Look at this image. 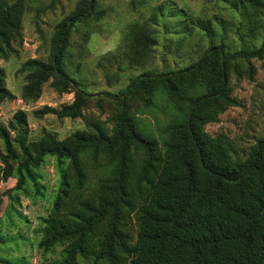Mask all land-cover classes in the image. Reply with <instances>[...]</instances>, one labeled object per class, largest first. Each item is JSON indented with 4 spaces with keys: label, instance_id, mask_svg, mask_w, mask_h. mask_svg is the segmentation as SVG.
<instances>
[{
    "label": "trees",
    "instance_id": "trees-1",
    "mask_svg": "<svg viewBox=\"0 0 264 264\" xmlns=\"http://www.w3.org/2000/svg\"><path fill=\"white\" fill-rule=\"evenodd\" d=\"M216 1L240 10L255 36L264 0ZM139 2L131 5L136 9ZM24 9L25 0H0V58L8 59L13 43L21 41ZM105 15L98 0H79L56 27L50 59L30 58L20 69L26 72L21 89L26 102L37 101L48 81L59 94L74 92L72 102L58 108L44 105L34 116L82 117L87 128L63 139L47 132L31 140L24 109L15 111L8 126H0V177L16 179L13 191L32 202L43 199L39 170L47 157L55 158L61 176L51 213L40 218V247L62 246L57 264H79L80 259L90 264H264V138L241 158L222 135L206 130L238 104L229 86L231 61L264 58V34L257 46L230 50L224 37L216 41L211 19L192 18L213 43L187 66L145 71L119 93H107L119 100L108 128L105 121L84 114L96 94L69 73L65 62L76 25ZM154 24L152 16L124 32L122 54L130 65L151 60L158 43ZM247 72L252 77L253 66ZM5 78L0 66V105L16 97ZM158 91L177 110L161 141L140 125L131 107L133 99L146 108L154 106ZM92 169L99 179L87 191ZM132 216L138 224L135 241L129 229Z\"/></svg>",
    "mask_w": 264,
    "mask_h": 264
},
{
    "label": "rangeland",
    "instance_id": "rangeland-1",
    "mask_svg": "<svg viewBox=\"0 0 264 264\" xmlns=\"http://www.w3.org/2000/svg\"><path fill=\"white\" fill-rule=\"evenodd\" d=\"M78 1L25 0L21 41L13 43L14 51L8 59L0 58L6 85L16 95L14 99L1 103L0 126H8L15 111L24 109L28 114L31 140L39 139L47 132L63 139L87 128L82 117L61 118L50 112L40 118L34 116L33 111L44 105L58 108L74 99V92L59 94L51 87V81L43 86L37 101L26 102L21 98L26 74L20 70L23 63L35 57L50 59L56 27L76 9ZM131 1L98 0L106 15L99 21L76 25L71 31L65 58L69 73L80 79L88 92L96 94L88 99L84 114L105 121L108 128L112 126L111 118L117 112L119 100L107 93H119L134 77L145 71L165 72L187 66L200 58L213 43L197 26V17L211 19L217 30L216 41L224 37L230 50L257 46L264 34V16L255 36L251 37L250 25L242 12L222 1L145 0L142 5L137 0L136 9ZM152 16L156 21L154 32L158 42L152 58L146 65L132 66L122 54L123 34L133 22ZM249 66L254 68L252 77L247 72ZM229 86L238 104L230 106L218 121L207 124L206 130L213 136L222 135L236 157L246 158L256 142L264 138V58L232 60ZM131 107L140 125L160 141L166 136V125L177 115L176 108L166 101L161 91L154 96V106L146 108L139 99H133ZM0 150H3L1 139ZM39 174L45 186V197L35 202L12 190L15 178L4 180L0 177V226L4 238L0 242V264H57L62 258V246L57 245L51 250L40 247V218L51 213L60 187L61 176L55 158L47 157ZM88 174L86 189L90 191L99 174L94 169ZM129 229L135 241L138 224L134 216L129 219ZM79 264H90V260L80 259Z\"/></svg>",
    "mask_w": 264,
    "mask_h": 264
}]
</instances>
